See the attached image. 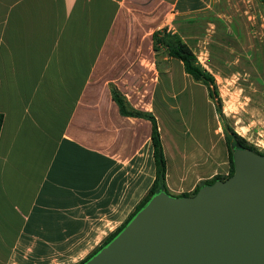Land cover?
<instances>
[{
  "label": "crops",
  "instance_id": "0c3cea01",
  "mask_svg": "<svg viewBox=\"0 0 264 264\" xmlns=\"http://www.w3.org/2000/svg\"><path fill=\"white\" fill-rule=\"evenodd\" d=\"M258 2L0 0V264L50 263L72 235L112 231L105 220L127 219L150 187L152 124L123 115L111 85L156 118L171 194L227 175L214 102L180 60L154 50L155 30L189 46L215 78L228 125L264 149Z\"/></svg>",
  "mask_w": 264,
  "mask_h": 264
},
{
  "label": "water",
  "instance_id": "95a60500",
  "mask_svg": "<svg viewBox=\"0 0 264 264\" xmlns=\"http://www.w3.org/2000/svg\"><path fill=\"white\" fill-rule=\"evenodd\" d=\"M232 160L193 195L154 194L80 264H264V156L238 147Z\"/></svg>",
  "mask_w": 264,
  "mask_h": 264
},
{
  "label": "trees",
  "instance_id": "16d2710c",
  "mask_svg": "<svg viewBox=\"0 0 264 264\" xmlns=\"http://www.w3.org/2000/svg\"><path fill=\"white\" fill-rule=\"evenodd\" d=\"M259 3L264 5V0H258ZM153 48L155 51H159L161 48L166 50V53L170 57L177 58L183 64L184 70L186 73L192 76V78L202 84L207 88L208 95L211 100L214 102L215 109L220 121L225 144L228 152V163L229 170L227 176L231 175L234 171V164L232 160L233 152L236 148L240 147L243 149H249L252 152L258 154H264L263 151L258 150L256 146L249 143L245 138L240 136L235 132L231 126L226 122L222 111V101L216 85L214 76L204 69L198 62L196 56L189 48V46L175 33H171L165 27L155 30L153 32ZM113 100L118 104L119 110L123 115L143 117L150 120L152 124L151 128V144H152V154L154 161V173L155 177L147 189L145 195L137 202L133 210L127 217V221L124 222L116 231L111 232L102 242L98 248H95L91 253L85 258L84 261L88 260L93 254H95L102 246L107 244L129 221V219L141 208L143 207L149 199L156 193L164 191L170 193L166 183H165V173H166V161L164 157V151L162 147L160 131L156 118L150 112H145L137 110L128 105L124 97L120 94L117 88L114 85L110 87ZM3 115L0 113V127L2 124ZM226 176V177H227ZM222 175H215L210 180L206 181V184H211L217 179H224ZM200 187L197 186L191 193H182L181 196L193 195L197 192Z\"/></svg>",
  "mask_w": 264,
  "mask_h": 264
},
{
  "label": "rangeland",
  "instance_id": "374dc122",
  "mask_svg": "<svg viewBox=\"0 0 264 264\" xmlns=\"http://www.w3.org/2000/svg\"><path fill=\"white\" fill-rule=\"evenodd\" d=\"M258 6L260 9V13H261L262 18H264V5L259 3ZM159 54H161V53H159ZM160 59L161 58L159 57V60ZM261 93L264 94V90L261 91ZM219 94H220V92H219ZM258 96H257V104H258ZM222 111H223V109H222ZM201 113H202V108H197L193 118H200ZM159 118L162 121V134H163V137L166 139L167 149L171 151V155H172L173 150H175V148H176V144L175 145L173 144V130H170L172 128H170V125H169V123L166 122V120L165 121L162 120V118H166L165 116H162V117L160 116ZM226 122H227V120H226ZM227 124H228V122H227ZM181 129H183V128H181ZM162 147H163V144H162ZM257 148H258V150L264 152V149H262L261 147H257ZM261 155L264 156V154H261ZM222 176L226 177L227 175H222ZM168 194L174 195V196H180L181 195V194L176 195V194H171V193H168ZM126 221H127V219H120V220H117L116 223H113L112 221L110 222L108 220H105V222H104V220L99 219L98 220L99 223L104 222V224H106V226H112V224H114L113 226H115V227L112 226L113 229L110 232L107 231V229H106L105 233H100V230H99V231H95V233H93V234H88V235H72L70 237V239H72L71 240V242H72L71 248L56 252L50 258L51 262L50 263L47 262L46 264H80V263L84 262L85 258L91 253V251H93L95 248H98V246H100L102 244L103 240L111 232L116 231Z\"/></svg>",
  "mask_w": 264,
  "mask_h": 264
}]
</instances>
